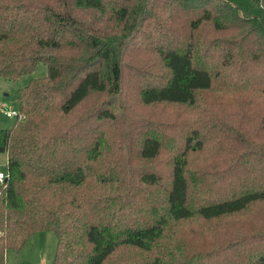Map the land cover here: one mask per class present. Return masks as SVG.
<instances>
[{
	"label": "trees",
	"instance_id": "obj_1",
	"mask_svg": "<svg viewBox=\"0 0 264 264\" xmlns=\"http://www.w3.org/2000/svg\"><path fill=\"white\" fill-rule=\"evenodd\" d=\"M0 264H264V0H0Z\"/></svg>",
	"mask_w": 264,
	"mask_h": 264
},
{
	"label": "rangeland",
	"instance_id": "obj_2",
	"mask_svg": "<svg viewBox=\"0 0 264 264\" xmlns=\"http://www.w3.org/2000/svg\"><path fill=\"white\" fill-rule=\"evenodd\" d=\"M46 74V66L39 64L37 70L12 82L0 78V129L10 128L15 117H7L1 106L18 109L17 94L30 78L42 77ZM6 169V154H0V170ZM56 249V236L52 231L34 233L20 250H8L5 255V264H49Z\"/></svg>",
	"mask_w": 264,
	"mask_h": 264
},
{
	"label": "built area",
	"instance_id": "obj_3",
	"mask_svg": "<svg viewBox=\"0 0 264 264\" xmlns=\"http://www.w3.org/2000/svg\"><path fill=\"white\" fill-rule=\"evenodd\" d=\"M1 111L7 116V117H20L19 110L18 109H10L6 106H1ZM6 174L3 170H0V181L2 182L5 178Z\"/></svg>",
	"mask_w": 264,
	"mask_h": 264
}]
</instances>
